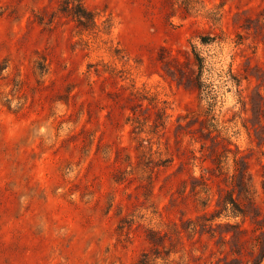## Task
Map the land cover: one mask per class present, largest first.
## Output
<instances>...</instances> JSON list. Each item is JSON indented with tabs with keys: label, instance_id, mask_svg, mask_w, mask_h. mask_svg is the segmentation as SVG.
I'll list each match as a JSON object with an SVG mask.
<instances>
[{
	"label": "rangeland",
	"instance_id": "1",
	"mask_svg": "<svg viewBox=\"0 0 264 264\" xmlns=\"http://www.w3.org/2000/svg\"><path fill=\"white\" fill-rule=\"evenodd\" d=\"M263 182L264 0H0V264H255Z\"/></svg>",
	"mask_w": 264,
	"mask_h": 264
},
{
	"label": "trees",
	"instance_id": "2",
	"mask_svg": "<svg viewBox=\"0 0 264 264\" xmlns=\"http://www.w3.org/2000/svg\"><path fill=\"white\" fill-rule=\"evenodd\" d=\"M198 66L201 69V73L203 70V60L201 58H198ZM202 76V75H201ZM199 83H201V80L199 79ZM221 161V160H218ZM236 162V161H235ZM219 164V163H218ZM221 164V162H220ZM237 164V162H236ZM250 182V177L247 172V169L245 168V171L242 174V178L240 180L241 188L243 191H245V197L247 198L248 201H250V198H248L249 195V190H248V185ZM263 191H264V182H263ZM262 233L259 238L256 239V247L258 248V255L260 256V259L256 261L255 264H262L264 262V225L262 226Z\"/></svg>",
	"mask_w": 264,
	"mask_h": 264
}]
</instances>
